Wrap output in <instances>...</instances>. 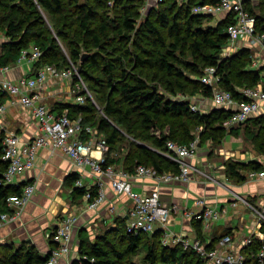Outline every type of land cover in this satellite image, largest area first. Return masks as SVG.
<instances>
[{"label":"trees","instance_id":"16d2710c","mask_svg":"<svg viewBox=\"0 0 264 264\" xmlns=\"http://www.w3.org/2000/svg\"><path fill=\"white\" fill-rule=\"evenodd\" d=\"M257 1L256 4L244 0V5L256 19L257 32L264 33V0ZM109 2L0 0V31L9 37L0 45L1 64H13L23 49L37 46L43 52L36 63L39 66H81L82 79L100 95L104 115L99 116L96 100L89 96L83 104H55L52 110L61 114L68 109L71 118L81 117L86 126L96 130V136L107 140L110 149L105 166L121 163L115 151L123 135L117 127L121 125L134 138L128 139L122 161L125 170L133 172L136 166L145 165L160 173H178L180 164L166 156L168 142L188 144L197 138L195 131L200 127L201 146L208 141L220 142L227 132L224 123L233 111L213 108L207 113L194 112L189 100L171 99L159 91V85L173 95L180 92L191 97L198 94L211 97L213 90L202 83L201 77L206 68L215 66L222 76L220 87L241 100L243 96L237 88L257 86L261 69L253 67L251 49L222 56L228 44V26L234 21L233 13L214 23V15L194 12L196 6L218 0H163L143 15L144 0H113L111 6ZM208 21L212 23L209 25ZM186 50H191L192 59L183 62L180 56ZM84 55L88 56L85 60ZM74 77L78 82L79 77ZM149 80L157 85L149 84ZM248 125L247 128H260L259 133L249 136L264 154V113L232 128L231 133H238ZM89 137L83 134V138ZM4 138L5 132L0 131V216L11 212L8 198L21 192L19 186L4 180L7 169V163L2 160ZM262 168L258 161L230 162L227 170L233 181L244 183L250 171ZM74 192L83 197L86 187H75ZM201 231L202 228L200 234ZM51 243L53 249L54 242ZM261 247V240L256 238L244 250L247 264H258L256 254ZM141 248L145 251L144 264H208L192 249L165 245L161 229L152 234L129 232L123 218H118L116 227L94 243L82 241L80 252L94 258V262L74 264H138L135 257ZM48 257L27 242L0 244V264H44Z\"/></svg>","mask_w":264,"mask_h":264},{"label":"built area","instance_id":"2783aa9c","mask_svg":"<svg viewBox=\"0 0 264 264\" xmlns=\"http://www.w3.org/2000/svg\"><path fill=\"white\" fill-rule=\"evenodd\" d=\"M144 1L143 13H147L150 8L163 2V0ZM112 4L113 0H110L109 5L111 6ZM222 11L229 12V14L233 13L234 20L227 29L228 44L224 48L223 52H225V55L223 57H229L233 53L231 51H235L237 42L241 38H248L251 45L245 49L253 51L252 65L261 69V81L257 86L237 88V92L243 96L241 100L236 98L232 92L220 87L222 76L218 73L217 67L209 66L201 77L202 83L212 88L213 93L210 98L215 105L219 108L233 111L232 115L224 123L226 130L231 132L232 128L246 123L251 117L264 113V33L257 32L256 19L246 9L244 0H218L217 3L201 4L194 8V12L201 15L216 16ZM0 34L6 36V42L9 40V37L4 32L0 31ZM1 44L3 43L1 42ZM42 54L43 52L39 47L33 46L32 48L23 49L15 63L3 65L1 64L2 54L0 51V96L9 95L12 97V104H19L31 109L38 129L37 135L31 141H23L14 132L5 134L2 160L7 163V169L4 173V180L8 184L19 186L21 192L8 198L7 204L11 212L1 214L0 227L19 217L24 207L32 201L36 193V183L24 180L25 175L35 166L38 151L43 147H51L54 150H62L77 165L81 167L89 166L92 172L99 174L94 189L87 188L81 180L76 182V187H86L83 197L87 202V209H97L106 201L105 177L109 179L117 194H126L133 202V208L130 213L131 220L128 225L129 232L152 234L156 230L161 229L165 245H181L185 249H192L205 259L208 264H247V256L242 250L250 247L254 240L259 238L262 242V247L256 254V260L258 264H264V204L257 206L245 200V205L257 219V229L255 233L243 240L242 250L234 252L231 250V246L234 243L232 234L223 236L219 240L218 246H206L200 237L192 239L185 234H173L169 229V223L171 212H180L200 222L202 232H205L216 221L226 217L230 206H236V203L214 206L208 203L205 198H199L196 203L201 206V212L190 213L188 210L182 209L177 203L170 207L164 205L158 190L149 194H142L134 189L131 181L133 177H149L158 185L189 182L193 166L188 163V160L194 158L199 152L200 142L198 138L188 144L168 142L166 156L180 164V172L178 173H160L154 168L145 165L136 166L133 172L124 168H117L115 165L105 166L106 153L110 149L107 140L104 137H97L95 135L96 130L91 126H86L81 117L71 118L68 110L61 114L53 111L47 104L42 102L38 92V88L45 85L49 80L62 82L71 80L77 75L78 67L74 64L67 68H59L54 64L39 66L36 63L41 59ZM24 62L33 64L34 71L31 75L23 76L17 81L6 77L7 72ZM71 87L75 103L83 104L87 96L91 97L87 90L82 94V91L79 90V81L76 85L71 82ZM182 100H189L190 108L194 112H208L195 102L194 97H183ZM6 111L7 106L4 103H0V131H3L1 124ZM84 133L89 134L90 137L87 139L83 138ZM95 138H97L96 141ZM94 143L103 153L101 157L94 155ZM253 161L259 162V159ZM248 180H264V167L260 170L250 171L247 174ZM76 221L77 215L74 213L64 214L60 218L51 234L54 248L44 264H58L62 257L70 254L72 250V231ZM78 260L94 262V258L90 259L89 255L85 253H80Z\"/></svg>","mask_w":264,"mask_h":264},{"label":"crops","instance_id":"0c3cea01","mask_svg":"<svg viewBox=\"0 0 264 264\" xmlns=\"http://www.w3.org/2000/svg\"><path fill=\"white\" fill-rule=\"evenodd\" d=\"M228 15L229 12L222 11L214 16L213 22L216 23ZM6 39L4 34H0V43L6 42ZM249 45L251 43L248 38H241L236 48L245 49L249 48ZM33 71V64L24 62L7 72L6 77L17 81L23 76L31 75ZM71 88L70 82L49 80L38 88V92L42 102L54 109L55 104L75 103ZM194 99L207 111L219 108L210 97L202 94L194 96ZM0 100L7 106L1 124L5 134L14 132L23 141H31L38 133L32 110L19 104H12V97L9 95H1ZM66 110L68 109L64 111ZM94 155L96 157L103 155L95 143ZM205 157L200 154L199 149L197 155L188 160V163L193 166L189 182L158 185L149 177H133L132 184L134 189L142 194L158 190L164 205L170 207L177 203L190 213L201 212V206L196 203L199 198H205L214 206L236 203V206H230L226 217L219 219L223 220L222 225L216 224L218 220L210 229L201 231V234V223L180 212H171L169 229L176 235L185 234L192 239L200 237L206 246L214 244L218 246L223 236L232 234L234 243L231 250L234 252L242 250L243 240L255 233L257 229V219L245 205V200L257 206L264 204V180H248L242 184L232 182L226 178L225 174L220 175L216 167H210L211 164ZM258 159L264 167V155L262 154ZM115 166L123 168L122 163ZM98 178L99 174L92 172L89 166L77 165L62 150H54L51 147L41 148L37 153L35 166L26 173L24 178L36 183V193L19 217L0 227V244L20 245L27 242L34 245L42 255L47 256L52 251L51 234L60 218L64 214L74 213L77 215V221L72 231V250L69 255L62 257L58 264H74L75 261H79L83 240L94 243L99 236H103L116 227L118 218L126 219L128 225L131 220L130 213L133 208L131 198L126 194H117L109 179L105 177L107 198L99 208L87 209L84 197L76 195L74 190L78 180H81L87 188L94 189Z\"/></svg>","mask_w":264,"mask_h":264},{"label":"rangeland","instance_id":"374dc122","mask_svg":"<svg viewBox=\"0 0 264 264\" xmlns=\"http://www.w3.org/2000/svg\"><path fill=\"white\" fill-rule=\"evenodd\" d=\"M44 14H46V13L44 12ZM143 14H146V13L142 12V15ZM211 23H212V21L207 22V24H209V25ZM166 39H168V37ZM168 41H170V39H168ZM236 51H237V48H235V51L233 50L231 52L235 53ZM185 52H186L185 55L180 56V60H182L183 62L184 61H191V59H192L191 50H186ZM224 55H225V52L222 53V56H224ZM71 66L72 65H70V67ZM81 73L82 72L77 73V76L81 77ZM78 81L80 83L79 90L80 91H86L87 90V93L91 94V97L96 100L97 108L99 107L98 108L99 116H103L104 114L102 113V110H101L102 109L101 106H103V102L99 101V99H98L100 95L97 92L92 91L90 86H89V82L88 83L85 82L82 79V77L78 78ZM66 82H70V83L72 82L75 85L77 84V82H75V77L69 81H66ZM149 84L157 85V82L149 80ZM159 91L164 93L166 96H168L174 100L182 99L183 97L191 98V96H189L188 94H183L180 92L177 93L176 95H173V94L169 93L168 91H166L164 89V87H162L161 85H159ZM250 125L252 126V124H250ZM117 127L123 132L122 133L123 135L119 139V141L117 142V144H116L117 147H116L115 151L117 154L116 156L118 158H120L121 163H122V161L125 160V155L127 153L129 140L131 141L134 138L129 136L127 133H125L124 127H122L121 125H117ZM247 127H249V125L246 127H242L238 133H233V134L229 130H227L225 136L221 139L220 142L208 141V142H205V145H203V146L200 145V147H199L200 154L202 156L207 157L209 164H211L210 167H216V171H218L220 173V175L225 174L226 178L232 182H235V181H233L234 180L233 177L228 175V170H227L228 164L230 162L246 163L249 161L256 160L262 155L260 153L258 147H257V144L253 140V138H251V136H249L251 133H254V134L259 133L260 128L256 127V126L254 128H247ZM201 130L202 129L200 127L195 131V134L199 140H200L199 134H200ZM242 183H238V184H242ZM235 222L237 224V221H235ZM222 223H223V220H219L218 222H216L217 225H222ZM144 254H145V251H144V249L141 248L135 257L136 262L138 264H144L143 263Z\"/></svg>","mask_w":264,"mask_h":264},{"label":"water","instance_id":"95a60500","mask_svg":"<svg viewBox=\"0 0 264 264\" xmlns=\"http://www.w3.org/2000/svg\"><path fill=\"white\" fill-rule=\"evenodd\" d=\"M87 57H88L87 55H84L83 60H85ZM80 72H81V66L78 67V73H80Z\"/></svg>","mask_w":264,"mask_h":264},{"label":"bare ground","instance_id":"6f19581e","mask_svg":"<svg viewBox=\"0 0 264 264\" xmlns=\"http://www.w3.org/2000/svg\"><path fill=\"white\" fill-rule=\"evenodd\" d=\"M209 26V25H208ZM8 30V29H7ZM6 49V48H5ZM4 52V51H3ZM3 58V57H2ZM12 58V57H11ZM4 59V58H3ZM17 59V58H16ZM5 61V60H4ZM72 61V60H71ZM25 68V67H24ZM32 70V69H31ZM3 99V98H2ZM11 99V98H10ZM14 127V125H13ZM16 131V130H15ZM205 145V144H204ZM108 156V155H107ZM91 188V187H90ZM84 193V192H83ZM77 204V203H76ZM100 225V224H99ZM108 227V226H107ZM225 227V226H224ZM95 233V232H94ZM211 233V232H210ZM98 235V234H97ZM95 240V239H94ZM52 248V247H51Z\"/></svg>","mask_w":264,"mask_h":264}]
</instances>
